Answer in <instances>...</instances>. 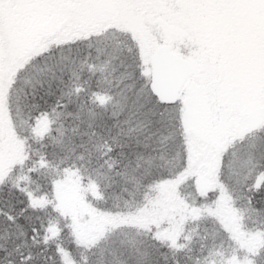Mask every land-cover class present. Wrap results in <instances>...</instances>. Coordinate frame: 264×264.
<instances>
[{"label": "snow or ice", "instance_id": "snow-or-ice-1", "mask_svg": "<svg viewBox=\"0 0 264 264\" xmlns=\"http://www.w3.org/2000/svg\"><path fill=\"white\" fill-rule=\"evenodd\" d=\"M0 264H264V0H0Z\"/></svg>", "mask_w": 264, "mask_h": 264}]
</instances>
